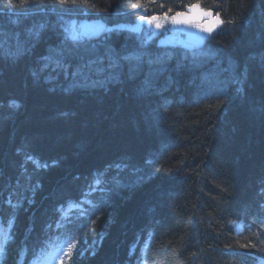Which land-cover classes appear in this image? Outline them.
Here are the masks:
<instances>
[{
	"label": "trees",
	"instance_id": "16d2710c",
	"mask_svg": "<svg viewBox=\"0 0 264 264\" xmlns=\"http://www.w3.org/2000/svg\"><path fill=\"white\" fill-rule=\"evenodd\" d=\"M186 1L145 0V7L165 11ZM199 2L236 23L220 25L192 50L164 46L210 55L181 67L178 57L167 61L145 91L147 65L137 78L103 88L72 87L51 70L34 76L60 43L57 15L38 10L55 0H0V33H19L28 48L15 60L0 58V218L12 212L10 193L23 198L3 264H27L70 235L84 242L64 264H264V0ZM88 3L95 8L81 5L65 22L83 16L112 26L143 11L131 8L135 0ZM41 23L39 39L29 38ZM108 43L119 52L134 41L116 33ZM235 77L243 82L233 84ZM27 155L49 167L36 168ZM122 162L119 183L92 195L98 207L88 205L87 216L58 233L61 206L80 200L95 173L115 176ZM250 243L256 247H240Z\"/></svg>",
	"mask_w": 264,
	"mask_h": 264
},
{
	"label": "snow or ice",
	"instance_id": "6c2138e0",
	"mask_svg": "<svg viewBox=\"0 0 264 264\" xmlns=\"http://www.w3.org/2000/svg\"><path fill=\"white\" fill-rule=\"evenodd\" d=\"M21 5H24L28 0H19ZM151 3H157V0H150ZM8 4L12 5L13 0H8ZM60 5L64 7H56ZM83 5L84 9L88 7L95 8V5H90L88 0H55V4L51 9L38 8L39 11H51L58 17V26L60 29V43L55 48H50L48 55L41 58L38 67L34 69L33 75L40 76L50 70L56 72L58 75H63L65 79L71 81L72 87H92L103 88L112 82H119L123 77L127 76L129 79L137 78L144 72V66L147 65V73L142 84L143 90L147 91L154 85V77L165 70L164 66L167 61L178 57L177 66H183L182 62L190 60L195 65L199 62L201 56L210 55L208 53H196L190 51L177 52L175 49L165 48V40H159L157 48L161 49L157 53L150 51V46L154 43L153 38L160 33L168 31L167 25H188L191 23V15L194 12H199L202 18L214 16L215 23L205 25L202 23L196 24L197 28L209 36L213 33L218 25L235 24V20H222L220 19V12L215 14L210 9L201 8L199 3H192L184 5L186 11H174L173 7H167L166 11H161L159 14L153 13L147 15L148 8L145 7V0H135L131 4L132 9L142 8L145 14L137 16L136 23H120L109 26L102 19H97L92 23H80L79 28L76 22H65L64 16L77 10ZM160 9L165 8L164 3L159 4ZM98 11L108 12V9ZM174 13V14H173ZM81 14L87 16L86 10H81ZM147 24L150 28L154 27V31H146L142 26ZM46 28L44 23L34 26L28 30L27 36L29 38L39 39L42 31ZM142 32L144 33L142 35ZM121 33L127 34L129 40H133L134 44L129 48L125 45L121 51H117L112 47L108 41L113 34ZM203 37H196L195 42L191 45L185 44L184 48H198L203 41ZM93 40H99V44H90ZM27 40L21 41L20 34L16 33L14 37L5 36L0 33V58L15 60L19 55L28 50L25 46ZM90 45V46H89ZM102 47V52L100 51ZM243 81L239 77L232 80L233 84H241ZM239 90V89H238ZM67 91V89H66ZM10 106L19 107L18 104H10ZM26 160L33 162L36 168H47V162L41 163L36 157L27 155ZM150 163V162H146ZM55 164V162H52ZM123 167H127L126 162L117 164V174L109 177L107 172L99 171L93 175L92 181L89 183L85 192L81 194L78 201H69L66 205H62L58 210V219L55 222V228L59 233L60 230L66 229L69 224L75 223L81 216H87L88 205L95 208L98 207L93 200L92 195L99 191L104 192L109 190V185L115 186L119 183V171ZM32 187V191H35ZM16 193H10L7 201L8 206L12 209L11 214L5 222L0 218V256L7 254L8 245L14 242L15 234V210L22 206L23 198L13 201L12 196ZM29 203L31 201L29 200ZM264 209V205L261 206ZM75 217V219H74ZM93 223H95L93 221ZM53 225L46 226V230H51ZM61 236L58 234L55 237H50L49 240L44 241V244H50L55 240H59ZM83 240L74 239L68 243L64 249V255L67 256L69 261L73 260L75 255L80 254L78 244L83 243ZM94 243V242H93ZM240 247H256L255 244L240 245ZM26 255L25 250L19 252V256ZM35 255V253H33ZM241 255H244L241 253ZM18 256V259H19ZM141 261L144 256H141ZM0 264H3L0 261ZM60 264H64L61 259Z\"/></svg>",
	"mask_w": 264,
	"mask_h": 264
},
{
	"label": "flooded vegetation",
	"instance_id": "af4514ba",
	"mask_svg": "<svg viewBox=\"0 0 264 264\" xmlns=\"http://www.w3.org/2000/svg\"><path fill=\"white\" fill-rule=\"evenodd\" d=\"M188 3V2H187ZM187 3H185V5L187 4ZM184 5H178V7H177V9L176 10H174V11H182V10H184L185 8L183 7ZM161 11H159L158 13H156V14H159ZM147 15H148V13H146ZM198 23H202V24H205V25H211V24H213V23H215L214 22V20H212V19H210V20H208V21H201V22H198V21H191V23L190 24H188V25H184V24H179V25H175V26H172V25H167V28H168V31L166 32V33H164V32H162V33H160L158 36H156V37H154L153 38V40H155V41H158V39L160 38V37H170L171 39L173 38V37H178V36H183V30L184 29H186L187 27H191V29H193L194 28V26H196V24H198ZM152 30L154 31V27L152 28ZM194 42H186V41H184V42H182V43H180L182 46L183 45H185V44H193Z\"/></svg>",
	"mask_w": 264,
	"mask_h": 264
},
{
	"label": "water",
	"instance_id": "95a60500",
	"mask_svg": "<svg viewBox=\"0 0 264 264\" xmlns=\"http://www.w3.org/2000/svg\"><path fill=\"white\" fill-rule=\"evenodd\" d=\"M194 3H197V2H194ZM185 11H186V8H185ZM212 11V10H211ZM213 12V11H212ZM214 14V13H213ZM192 19L191 20H197V21H202V20H205V21H208L210 19L212 20H215L214 19V16L212 17H206V18H202L200 16V13L199 12H194L192 14H190ZM184 34H185V38H182V37H179L177 38V42H181L183 40H187V41H193L195 40L196 37H202L204 32L202 31V29L200 28H197L195 27L193 31H191L190 27H187L185 30H184ZM159 40H164V37H161ZM169 40V38H168ZM159 42V41H158ZM166 42V41H165ZM173 44L172 41H169V42H166L165 44Z\"/></svg>",
	"mask_w": 264,
	"mask_h": 264
},
{
	"label": "rangeland",
	"instance_id": "374dc122",
	"mask_svg": "<svg viewBox=\"0 0 264 264\" xmlns=\"http://www.w3.org/2000/svg\"><path fill=\"white\" fill-rule=\"evenodd\" d=\"M97 19H100V18H87V17H74V16H72V17H70L68 20H67V22H76L77 23V27L79 28V24L80 23H92V22H94V21H96ZM136 22H138L137 20H134L133 22H128V23H136ZM146 31H151L152 30V28H150L146 23L142 26ZM144 33L142 32V35H143ZM56 253L54 252V250H52L46 257H45V259H47V262L46 263H43V264H58V262H57V259H59V258H57V259H55V257H56V255H55Z\"/></svg>",
	"mask_w": 264,
	"mask_h": 264
},
{
	"label": "bare ground",
	"instance_id": "6f19581e",
	"mask_svg": "<svg viewBox=\"0 0 264 264\" xmlns=\"http://www.w3.org/2000/svg\"><path fill=\"white\" fill-rule=\"evenodd\" d=\"M177 7H178V5H177ZM177 7H176V9H177ZM176 9H174V10H176ZM31 264H40V263H38L37 261H32Z\"/></svg>",
	"mask_w": 264,
	"mask_h": 264
}]
</instances>
